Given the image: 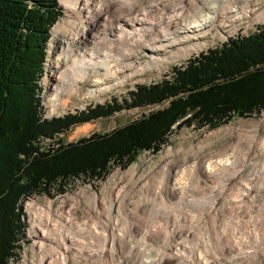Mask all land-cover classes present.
<instances>
[{"label":"bare ground","instance_id":"bare-ground-1","mask_svg":"<svg viewBox=\"0 0 264 264\" xmlns=\"http://www.w3.org/2000/svg\"><path fill=\"white\" fill-rule=\"evenodd\" d=\"M63 3L70 22L53 31L62 36L61 49L54 61L46 60L45 66L48 61L52 67L51 77L42 79L58 92L56 109L69 88L80 89L68 83L76 72L84 76L101 70L107 77L158 64V53L165 47L200 38L226 23L235 27L236 20L248 19L246 8L251 4L250 0H148V5H162L165 12L146 7L149 11L143 13L144 0ZM209 35L203 39L208 40ZM157 43L160 45L155 48ZM145 53L148 58L139 60ZM103 87L102 80H97L87 94H97ZM257 139L250 141L249 148L235 146L223 159L211 158L190 171L177 170L174 177L171 166L167 179L158 187L157 176L141 181L140 188L151 193L156 187L159 190L138 201L134 199L141 193L132 197L125 191L122 206L128 211L125 217L120 215L123 225L117 220L99 232L91 225L94 239L86 229L88 223L77 216V201L60 211L49 201L42 209V223L34 227L44 239L42 264H82V257L90 260L91 255L94 264H123L128 260L133 264H264V160H257L264 153V145ZM131 179L139 181L134 175ZM35 204L32 200L29 213ZM138 210L151 215L141 221L134 215ZM117 243L124 246L116 249Z\"/></svg>","mask_w":264,"mask_h":264},{"label":"trees","instance_id":"trees-1","mask_svg":"<svg viewBox=\"0 0 264 264\" xmlns=\"http://www.w3.org/2000/svg\"><path fill=\"white\" fill-rule=\"evenodd\" d=\"M57 2L0 0V264H9L12 249L19 247L15 242L22 225L16 202L22 193L80 173L103 177L111 162L126 167L139 152L160 150L174 125L215 128L231 114L245 117L264 111L263 27L201 53L183 68H172L170 80L137 85L125 104L113 99L90 113L42 119L35 95L49 30L62 15ZM168 98L163 109L109 133L80 138L52 155L37 151L38 136L109 116L123 105L143 106Z\"/></svg>","mask_w":264,"mask_h":264},{"label":"rangeland","instance_id":"rangeland-1","mask_svg":"<svg viewBox=\"0 0 264 264\" xmlns=\"http://www.w3.org/2000/svg\"><path fill=\"white\" fill-rule=\"evenodd\" d=\"M241 1L246 0H237L238 3ZM57 3L62 8V15H60V18L49 30L50 38L47 40L45 46L47 51L45 62L47 59L48 61L50 60V62L54 61L57 53H60L61 48H59V39L62 38V36L55 32L53 33V31L56 27H64L70 22L69 13L64 8L65 4H62V0H58ZM131 3L132 2H130V4ZM250 3L251 4L246 8L249 20H236L235 27L233 24L226 23V26H223L220 30L212 28L206 34H210L208 40L205 39L206 41L203 39L206 35H203L200 38L188 39L178 45L173 44L165 47L164 50L161 48L159 50L162 51L159 53L156 51L161 57L158 64L154 62L147 68L143 67L141 70L139 68L138 71H134L133 68L131 73H119L107 77L103 76L101 70V73L87 72L84 76L79 72H76L75 78L71 79L68 83L69 87L78 85L80 86V89L69 88L66 93L63 94L64 96L57 109L55 108L54 98H60L59 96L57 97L58 92L51 90L50 83L45 84L44 80H42L45 79L46 76L48 78L51 77L50 70L52 67L50 68L48 66V61L46 66L44 62V72L39 79V90L36 91L35 95L38 105L41 107V117L44 114L47 118H52L62 116L68 112H80L81 110H84V113H90L91 111L85 110L93 108L96 104L112 103L113 99L116 100V103L125 104L124 100H128L129 92L132 90L135 91L137 85H152L151 83L155 84V82H161L163 79L170 80L174 76L172 68H183L186 66V63L190 58L198 57L199 54H201L200 52H206L209 48L215 49V47H220L223 42L227 43L229 38L242 35L246 36V34L248 35L253 32L257 33L264 27V0H250ZM146 7H148V9L156 7L165 12L162 5H156L153 3L148 5V0H144V5H142V8L144 9L143 13H148L149 10H147ZM190 7H193V4ZM165 9L168 11V8ZM117 27L118 25L116 28ZM159 45L160 43L155 44V48H158ZM153 52L154 51H151V53ZM147 58L148 54L145 53L143 56L142 54L140 55L139 60L145 61ZM105 78L110 79L105 80ZM41 80L44 84L41 83ZM97 80H102L105 87L99 90L97 94H87V92L93 89V85ZM109 85L111 86L108 87ZM49 100L54 104L53 108H50L51 104ZM169 101L170 98L159 102L148 103L143 106H128L127 108L119 109L106 117H96L85 122L73 124L66 129L67 131L65 133L57 136L59 138V147L54 148V151L51 150L52 148L47 151L48 144L42 142L43 139H39L40 142H35V144L40 153L52 155L68 143L76 142L80 138L89 137L96 133H109L115 127H120L131 121L138 120L143 115H147L152 111L163 109L169 104ZM47 112L53 115L49 116ZM54 133L48 136L55 135ZM256 136H258L257 142H263L264 145V111L261 113H251L245 117H238L236 114H231L230 120L215 128L198 127L195 124L190 127L181 126L180 128L174 126L167 136V141L163 144L160 150L155 153H151V151L139 152L134 161L124 168H120V163L118 164V162H111L108 166V173L103 177V174H101L100 178H89L80 173L69 176L66 180L42 183L41 187L22 193L16 202V209L19 212L22 225V228L17 235V241L15 242L19 247L12 249L11 257L7 258L8 263L42 264V257L46 249L40 247L41 245H44L42 242L44 239L42 238L41 240L40 236L36 233L37 229H34V227L42 223V213L44 208L47 207L49 201H51V206L53 205L52 208H56L58 211L62 208L69 209L72 203L77 201V207L79 208H77V216L80 220H85L88 223L86 224V229L90 235H92L91 238L94 239V231L96 229L98 232L101 230L104 231L109 224L114 221L116 222L117 220L120 225H123L122 223H124L123 220L125 214L128 211L127 209V211L123 210L122 206L123 203H125L123 196L125 191L128 194H132V197L141 193L140 196L134 199L135 201L154 196L159 190V188H157L159 184L167 179L165 175L170 170L171 166H173L172 170L174 171V177L177 170L181 171L185 169L186 171H190L197 164H203V161H205L204 164H207L208 160L211 158H214V160L225 158L230 152L232 153L235 146L249 148L250 141ZM219 156L221 157L219 158ZM257 160H264V153L259 156ZM202 171L204 170L202 169ZM130 174L134 175V178L139 181H133ZM153 176L154 178L157 176L158 180L154 192L151 193L147 188H140L141 181ZM209 191L210 189L203 191L201 194H206ZM49 197H51V199L47 200ZM115 199L118 200L114 201ZM32 200H36V204L29 213V207ZM143 213V211L138 210L134 215L136 218L141 217V221L146 216L151 215L150 213H144L143 215ZM120 215L124 217H121ZM91 225H94V231L92 230ZM39 242L40 245L37 250L36 246ZM121 246L123 247L124 244L117 243L116 249H121ZM93 256L94 255H91L89 257L91 258L90 260L83 259L84 257H82V264H94ZM129 263L133 264V261L128 260L123 262V264Z\"/></svg>","mask_w":264,"mask_h":264},{"label":"built area","instance_id":"built-area-1","mask_svg":"<svg viewBox=\"0 0 264 264\" xmlns=\"http://www.w3.org/2000/svg\"><path fill=\"white\" fill-rule=\"evenodd\" d=\"M40 139H43L42 142H44L45 144H48L47 145V151H49L51 148H52L51 150L54 151V148H58L59 147L57 135L43 136V137H40ZM39 142H40V140H39Z\"/></svg>","mask_w":264,"mask_h":264}]
</instances>
